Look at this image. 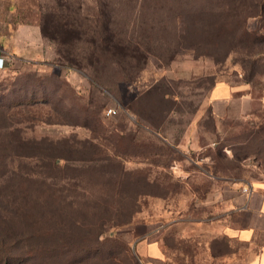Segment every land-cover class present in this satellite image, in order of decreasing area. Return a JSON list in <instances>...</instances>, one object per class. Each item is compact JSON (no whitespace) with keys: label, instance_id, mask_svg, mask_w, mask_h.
<instances>
[{"label":"rangeland","instance_id":"374dc122","mask_svg":"<svg viewBox=\"0 0 264 264\" xmlns=\"http://www.w3.org/2000/svg\"><path fill=\"white\" fill-rule=\"evenodd\" d=\"M0 58V264H201L197 164L264 177V0H7Z\"/></svg>","mask_w":264,"mask_h":264},{"label":"crops","instance_id":"0c3cea01","mask_svg":"<svg viewBox=\"0 0 264 264\" xmlns=\"http://www.w3.org/2000/svg\"><path fill=\"white\" fill-rule=\"evenodd\" d=\"M6 3L7 0H0V5ZM4 62L5 58H0V63ZM232 89L222 82L215 84L212 102H230L235 98V90ZM196 146L198 144L192 139L179 144L178 148ZM197 166L201 174L209 179L208 196H217L213 207L218 212L210 221L205 217L201 220L202 232L212 231L201 234L208 238V242L201 247V264H264V177L238 185L215 174L211 163L207 161L202 160L201 167ZM245 185L251 187L248 196L241 191ZM206 197L202 203H206ZM175 224L180 223L172 225ZM136 248L143 264H179L175 253L163 245L159 236L139 239Z\"/></svg>","mask_w":264,"mask_h":264},{"label":"built area","instance_id":"2783aa9c","mask_svg":"<svg viewBox=\"0 0 264 264\" xmlns=\"http://www.w3.org/2000/svg\"><path fill=\"white\" fill-rule=\"evenodd\" d=\"M3 65V64H2ZM117 112V110L115 108H108L105 112L106 116H113L115 115ZM241 191L245 194V195H250L251 193V187L249 185H245L244 187L241 188Z\"/></svg>","mask_w":264,"mask_h":264}]
</instances>
